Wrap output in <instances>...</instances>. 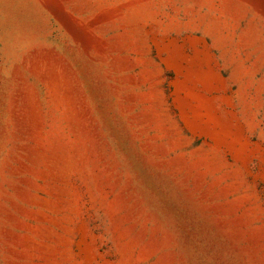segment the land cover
<instances>
[{"label": "rangeland", "instance_id": "374dc122", "mask_svg": "<svg viewBox=\"0 0 264 264\" xmlns=\"http://www.w3.org/2000/svg\"><path fill=\"white\" fill-rule=\"evenodd\" d=\"M0 264H264V0H0Z\"/></svg>", "mask_w": 264, "mask_h": 264}]
</instances>
